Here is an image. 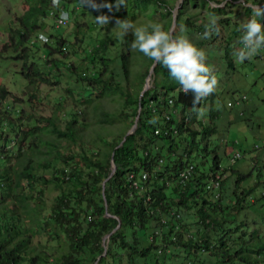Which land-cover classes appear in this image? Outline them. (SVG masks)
<instances>
[{
	"label": "trees",
	"instance_id": "obj_1",
	"mask_svg": "<svg viewBox=\"0 0 264 264\" xmlns=\"http://www.w3.org/2000/svg\"><path fill=\"white\" fill-rule=\"evenodd\" d=\"M213 1L221 0H183L175 22L183 20L190 26L192 18L186 15L190 5L222 14L220 7H209ZM24 2L26 7L16 17L17 25L8 28V41L3 45L10 60L20 64L18 72L26 81V98L13 96L0 84V264H94L98 257L97 264H166L175 252H184L189 264L209 260L210 264H264L263 234L249 229L244 219H237L239 212L257 203L251 200L254 185L240 187L250 174L237 175L230 204H224L225 179L218 171L219 157L213 154L208 161L211 151L209 154L207 144L200 147L194 138L197 132L185 122L196 121L193 95L184 94L160 64L153 68L155 87L140 94L153 61L147 57V67L133 74L131 33H119L125 49L111 55L109 36L87 41L76 29L73 40L83 46L82 60L86 63V73L81 75L80 63L62 60L74 47L73 42L50 34L54 37L52 46L48 39L39 38V32L49 17L56 28L67 26L69 20L57 27L50 11H67L76 17L92 10L90 0H60L59 8L52 0ZM108 2L114 5L115 0ZM172 7L170 0H125L118 9L103 7L100 11L133 23L159 15L166 19L163 30L169 31ZM75 24L79 26L78 21ZM145 28L151 31L148 24ZM197 29L204 32L202 26ZM113 62L116 67L110 66ZM62 77L68 84L66 91H71L72 82L85 85L80 102L89 107L87 116L81 111L61 113L60 97L53 104V115L38 116L35 112L42 101L41 87L50 88ZM116 96L121 99L118 113L101 109L102 100ZM168 99L172 100L170 107ZM162 104L152 111L154 105ZM169 109L171 117L165 124L162 111ZM177 113L179 118L175 119ZM137 115L134 132L118 146ZM153 118L154 124L149 122ZM169 125L176 131L155 134L157 127ZM200 125L202 141L214 128ZM183 133L189 136L186 146L176 140ZM111 159L115 171L106 179ZM188 165L193 166L191 175L181 181L180 172ZM259 176L255 183L264 182ZM48 191L55 194L47 205ZM261 198L264 200V193ZM192 208L198 217L195 237L183 224L181 214ZM257 217L259 221L252 218V224L264 225V210ZM41 233L49 236V242L62 241L65 251L56 259L51 260L50 254L34 244L33 237ZM206 253L213 255L211 259H205Z\"/></svg>",
	"mask_w": 264,
	"mask_h": 264
},
{
	"label": "rangeland",
	"instance_id": "obj_2",
	"mask_svg": "<svg viewBox=\"0 0 264 264\" xmlns=\"http://www.w3.org/2000/svg\"><path fill=\"white\" fill-rule=\"evenodd\" d=\"M182 1L170 0L173 7L169 31H172L174 35L189 39L198 49L204 50L206 55L205 63L212 69L213 74L218 79L215 92L203 100L198 109L204 114L202 116L197 114L196 121L193 123L187 119H185V122L192 130L197 132L194 138L199 141L200 147H203V144H207L209 154L211 151V156L207 158L208 161H210L213 154H217L219 157L220 167L218 171L223 173V178L225 179L222 189V201L224 204H230V198H232L230 192L234 187L237 175L250 174L246 177L247 179L241 182L240 187L248 188L254 185L255 189L252 192L251 200L257 203L239 212L237 219H244L250 226L249 229H257L264 236V225L252 224V218H256V222H258L257 214L264 210V200L261 198L264 193V182H259L260 184L255 183L258 173H260V179L264 177V48L251 60H245L242 63L237 61L233 56L234 46H242L239 44L241 32L238 29L250 17L251 9L248 11V8L242 7L238 3V0H221L219 3L215 1L209 2V7H220L223 10L222 14L215 15L218 18L221 31L218 35H213L211 39H202L201 34L203 32L198 33L197 28L202 26L205 31L204 25L208 22V18L212 13H209L206 7L196 8V6L190 5L186 11V15L192 18L190 26H185L183 20L177 24L175 21L173 22V18L175 20L176 11ZM253 2L264 6V0H253ZM25 7L24 0H0V84L4 85L13 96L23 99L26 98V94H24L26 81L18 72L20 64L10 60L8 57L9 52L3 49V45L8 41V28L17 25L16 17L22 13ZM85 8H87V3L85 4ZM86 12V14H80L76 17L70 15L67 26L59 29L53 25V20L49 17L45 21L46 25L44 29L39 32L48 39V44L52 46L54 37H49L50 34L60 35L73 42L74 47L71 49H78L76 51L77 54H73L72 50H70L68 56H64L62 60L74 64L80 63L78 71L81 75L86 73L84 70L86 63L82 60L85 57L82 51L83 46H79L73 40L76 29H80V35H83L87 41L88 39L108 38L109 36L111 43H113L110 47L111 55H115L121 49H125L123 47L125 46L123 44L124 40H121L119 34L122 30L116 25L118 17L108 15L111 17V22L107 25H100L96 23L95 19L97 15L102 14L100 10L96 11L92 9L88 12L86 9ZM224 19H227V21H224ZM165 20L161 19L159 15H154L149 20L142 17L134 24L137 27H145L147 24L149 26L153 24L162 26ZM75 21H78V27ZM181 27L184 29L183 31L180 30ZM228 60H231L232 64L229 65ZM131 61L133 74L143 71L148 63L147 57H144V54H141L138 50H134ZM143 61H145L146 65H144ZM151 65L148 68V74L143 83V87L145 86L146 90L152 89L153 86L155 87L153 70L150 72ZM110 66L116 67L115 62ZM117 80L120 84H123L120 75L117 76ZM67 86L65 78L62 77L59 83L50 88L47 86L41 87L42 101L35 111L39 113L38 116L53 115V104L56 98L59 97L60 104L63 106L61 113L81 111L82 113L85 112L86 116L88 115L89 107H85L80 102V99L85 96L83 92L85 85L72 82L69 85L71 91H66L65 88ZM156 89L158 90L159 88L156 87ZM176 93L177 91L173 92V95L175 96ZM120 102L121 99L118 96L106 98L101 101L102 105L100 107L102 110L118 113L121 108ZM210 113H212V116H210ZM178 118L179 113L175 114V119ZM198 121L200 124L214 128V132L207 136L206 139H202V141L200 140L201 135L199 133L201 125ZM115 127L119 129L120 124ZM108 138L111 137L109 136ZM188 138L189 136L183 133L177 136L176 140L180 142H178L179 145L186 146ZM189 148L188 146L187 149ZM211 149H214L215 153ZM236 152L240 153V157L232 164L231 159ZM194 154L196 155V151H193ZM220 173L218 174L220 175ZM54 194V191L47 192V205L52 200ZM195 210L196 208L181 211L183 216L182 222L185 226L189 227L193 237L196 236L195 221L198 220ZM200 228H202V225H200ZM48 237L47 234L41 233L33 237V242L39 250H44L50 254L52 256L50 257L51 260L56 259L61 252L65 251V248L61 245L62 241L49 242ZM107 240L108 238L105 239V243L103 244L105 248L107 247ZM175 254L172 255L173 259L167 260L166 264L186 263L189 260V257H185L186 254L184 252H175ZM210 256L213 255L208 256L206 253L205 259H211ZM209 261H205V264H210L211 262L209 263ZM222 264H227V262H223Z\"/></svg>",
	"mask_w": 264,
	"mask_h": 264
},
{
	"label": "clouds",
	"instance_id": "obj_3",
	"mask_svg": "<svg viewBox=\"0 0 264 264\" xmlns=\"http://www.w3.org/2000/svg\"><path fill=\"white\" fill-rule=\"evenodd\" d=\"M238 3L245 8L251 9V15L239 27L241 32L239 44L233 51L234 58L239 62L251 60L264 48V6L254 3L253 0H238ZM54 7H60V0H52ZM125 4V0H115L114 5L108 0H90L89 6L96 11L103 7H116L117 9ZM61 22L69 20V12H60ZM96 23L107 25L111 22V17L107 14L96 16ZM116 25L120 27L123 35L131 33L134 37L131 42V49L138 50L146 57L165 67L170 77L180 86L184 94L193 95V108L198 115H203L202 111L196 109V105L202 100L212 95L218 85V79L213 74L205 61L204 50L198 49L189 39L183 36H175L172 31L163 30L161 25L153 24L148 28L137 27L132 21L116 20ZM205 31L201 34L202 39H211L213 35H218L221 31L218 18L212 14L208 22L204 25ZM184 29L181 27L180 29ZM41 40L46 42V37L41 36ZM155 123L156 118L149 121Z\"/></svg>",
	"mask_w": 264,
	"mask_h": 264
},
{
	"label": "built area",
	"instance_id": "obj_4",
	"mask_svg": "<svg viewBox=\"0 0 264 264\" xmlns=\"http://www.w3.org/2000/svg\"><path fill=\"white\" fill-rule=\"evenodd\" d=\"M60 12H61V10H52V11H50V14L54 17L55 16V24H56V26L58 27V26H60V25H65L66 23H67V21L66 22H61V20H60ZM42 35H40V37H41ZM39 37V38H40ZM160 104H161V102H160ZM168 107H170L171 105H172V100L171 99H168ZM229 105V104H228ZM164 106V104H162V105H160V106H156V105H154V107H152V111L153 110H155V108L157 107V108H162ZM172 112H175L174 110H172ZM170 109L169 110H167V111H162V118L165 120V124L170 120ZM170 130H174V131H176L175 130V128L173 127V126H171V125H169V126H167V127H163V128H156L155 130H154V132H155V134H158V133H160V132H163L164 134H170ZM238 157H240V153L239 152H236L235 153V155H234V157L231 159V162H234L235 160H236V158H238ZM192 169H193V166L192 165H188V167L186 168V169H184V170H182L181 172H180V178H181V181H184L185 179H187V178H189V176L191 175V171H192ZM131 178H132V175H131ZM142 178L144 179V178H146V175L145 174H143L142 175ZM213 183H214V185L215 186H218L219 185V183H218V181H213ZM133 185H135V186H137V183H136V181H133ZM54 264V263H53Z\"/></svg>",
	"mask_w": 264,
	"mask_h": 264
},
{
	"label": "water",
	"instance_id": "obj_5",
	"mask_svg": "<svg viewBox=\"0 0 264 264\" xmlns=\"http://www.w3.org/2000/svg\"><path fill=\"white\" fill-rule=\"evenodd\" d=\"M174 21L175 20L173 18V22ZM155 65H156V63L153 61L152 65H151V68H150V72H152V70H153V68H154ZM145 90H146V87L144 86L140 94H143V92ZM137 120H138V115L135 117L133 125L127 130L125 136L122 138V140H121V142L119 143L118 146H121L123 144V142H124V140H125V138H126L127 135L132 134L134 132V130H135L136 126H137ZM112 156H113V154H112ZM114 171H115V165H114L113 160L111 159L110 172H109V175H108V177L106 179H108L114 173ZM104 181H103V184L102 185H104ZM107 216H110V214L107 213ZM108 236H109V234H107V235L104 236V238H103V244L105 243V239L108 238ZM105 251H106V248L104 247V250H103L102 255L105 254ZM98 259H99V257L97 258V260ZM97 260H96V262L94 264H97Z\"/></svg>",
	"mask_w": 264,
	"mask_h": 264
}]
</instances>
